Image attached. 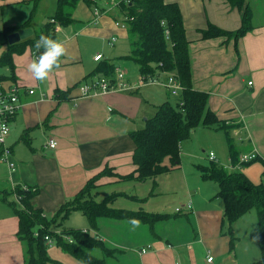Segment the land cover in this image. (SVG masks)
<instances>
[{
    "label": "crops",
    "instance_id": "1",
    "mask_svg": "<svg viewBox=\"0 0 264 264\" xmlns=\"http://www.w3.org/2000/svg\"><path fill=\"white\" fill-rule=\"evenodd\" d=\"M119 1L99 0L98 14L96 7L80 1L70 24H55L60 29L54 32L53 38L64 43L66 54L46 81L35 80L27 70V65L38 54L31 46L14 52L12 65L7 60L0 61V81L18 83L23 89L22 106L12 119L7 140L12 147L10 161L15 168L0 161V194L10 192L0 200V264H25L24 244L17 235L19 217L9 205V201L17 200V205L22 206L13 192L15 187L38 191L32 203L44 215L52 217L63 204L76 197L90 178L106 167L116 175H106L97 181L98 194L100 187H117L127 182L119 175L137 168L133 158L136 143L131 133L144 128L160 104L177 100L164 84L169 74H161L160 83L142 84L138 70L134 77L130 76V80L138 84H134L132 90L80 95V83L103 75L98 73V68L104 59L119 67L121 65L115 61L131 52L127 26L116 24L124 21L118 10ZM165 1L180 6L189 40L194 88L208 93V108L232 127L231 136L240 153L254 150L264 159V0H248L254 12V28L237 40L225 35L203 37L202 31L209 23L230 31L239 28L241 13L232 9L227 0ZM56 7L57 0L39 1L31 24L26 27L33 30L31 36L9 42L10 34L24 28L10 32L7 37L0 36V58L8 45L33 38L52 20ZM32 10L31 0H0V32L30 20ZM113 36L117 39L111 44ZM125 42H129L130 50ZM98 54H103V58L97 61ZM124 69L128 75L127 67ZM29 89L34 93H29ZM226 135L223 130L200 125L181 143V161L174 169H181L180 183L187 194L176 203L173 213L164 212L163 207L154 204L152 196L159 194L156 187L150 189L146 208L113 205L167 213L166 219L154 226L139 221V226L133 228L129 220L98 218L100 237L121 251L112 257V264H250L252 252L240 250L239 242L234 240L236 226L245 215L234 224L233 234L228 232L224 225V202L218 195L219 185L204 179L197 168L198 164H208L200 153L201 148L208 143L212 145V141L225 142ZM51 138L57 142L55 148L47 146ZM220 156L223 157L222 152ZM216 158L221 164L222 159ZM227 162V167L235 168L230 154ZM190 164L196 169L191 174L185 169ZM114 192L130 194L125 189ZM132 196L140 198V195ZM190 202L192 213L187 210ZM177 207L182 211L177 212ZM85 224L83 230L89 228L90 222ZM147 245L151 248L141 253L140 249ZM209 255L214 257L211 262L207 260Z\"/></svg>",
    "mask_w": 264,
    "mask_h": 264
},
{
    "label": "trees",
    "instance_id": "2",
    "mask_svg": "<svg viewBox=\"0 0 264 264\" xmlns=\"http://www.w3.org/2000/svg\"><path fill=\"white\" fill-rule=\"evenodd\" d=\"M31 1L33 10L30 20L19 26L4 29L0 32V36L7 37L10 32L30 26L40 0ZM80 1L97 8L99 0H57L52 20L45 23L33 38L8 45V49L1 56L0 61L7 60L12 65V54L23 51L27 46L35 49V42L41 34L55 37V24L59 23L63 26L70 24L73 20L74 10ZM227 2L232 9H238L241 13L239 28L230 31L209 23L208 28L202 31L203 37L225 35L237 40L254 28V12L248 0H227ZM118 10L126 23L131 42L130 54L122 56V59L136 63L141 78H156L163 73L174 72L183 87L176 101H165L160 104L155 115L147 120L146 126L131 133L136 143L133 158L137 168L129 174L119 176L122 179L145 181L176 168L181 161V143L189 139L194 129L200 125L223 130L227 134L232 165L238 166L242 153L231 136L232 127L220 120L208 108V93L196 90L193 86L189 40L186 36L180 6L175 2H166L165 0H120ZM166 29L170 31L169 35L166 34ZM116 66L115 63L104 59L98 68V73L110 78L115 74ZM1 152L0 148V156ZM167 160L168 162H166ZM257 160H261L264 167V159L260 157L244 164ZM197 168L204 179L213 180L219 185L218 195L224 202V225H227L228 232L233 234L234 224L241 217L253 209L257 211L258 244L261 257L251 264H264V181L255 183L244 172L229 170L215 160H211L205 165L198 164ZM106 175L116 174L111 168L106 167L90 178L76 197L63 204L52 217L44 215V212L32 203L38 191L31 188L25 189L21 186L15 187L13 192L18 195L22 206L17 205V200L9 201V205L19 217L17 235L24 244L25 264H62L49 255L46 235L54 238L55 244H58L64 251L86 264H112L111 259L116 255L118 249L105 243L97 232L99 231L97 225L99 217L129 221L135 218L154 226L155 223L169 216L167 213L113 207L111 203L119 196L127 195L123 192H114L100 201L97 200V188L99 187L97 181ZM9 193L2 191L0 200L5 199ZM76 210H80L87 216L90 225L86 230L64 227V221ZM181 211L182 208L177 212ZM188 211V213L193 212ZM55 226L61 228L60 234L54 228ZM91 229L96 232H92ZM36 233L38 234L36 235ZM63 235L70 237L72 241L67 240ZM95 248H101L105 256L94 255L91 250ZM109 259L110 261H108Z\"/></svg>",
    "mask_w": 264,
    "mask_h": 264
},
{
    "label": "rangeland",
    "instance_id": "3",
    "mask_svg": "<svg viewBox=\"0 0 264 264\" xmlns=\"http://www.w3.org/2000/svg\"><path fill=\"white\" fill-rule=\"evenodd\" d=\"M128 43L129 42H127L126 44L130 50V46ZM110 48L112 47L110 46ZM129 50L127 51L129 52ZM115 62L118 63V65H121L119 66L120 68H122L123 66L122 69H124V67L125 68L127 67V71L129 75L127 76L129 78L130 76L134 77L135 75L134 73L138 70L136 63H134L131 60H125L119 58ZM170 97L172 99L174 98L173 96ZM227 142L228 140L221 143L212 141V145L208 143L207 146L201 148L200 153L207 158L204 162L206 163L210 162L209 158L207 157V154H209L210 151H213L216 157L222 159L221 164L218 162L221 166L225 165L226 168H228L229 170L242 171L255 183L264 181V174H263L264 167L261 160H257L249 164L239 165L235 168L231 166L227 167L226 163L228 164L227 159L229 157V142L228 143ZM220 152L223 153V157L220 156ZM185 169H187L189 174L193 173L196 170L192 164L186 166ZM181 173H182L181 169L177 168L170 170L166 173L159 174L157 179L155 177L149 178L145 181H139V180L134 181L132 179H126L125 181L127 182H123V184L117 187H110V186L100 187L97 200L100 201L104 199L106 196L110 195L114 190L125 189L130 194L119 196L114 201L115 203H112V206L116 204V205H125L129 207L137 206V207L146 208V204L148 202L147 197H150L151 195L150 189L156 187L158 188L157 192L159 194L152 196L154 197L153 199L155 202L154 204L163 207L162 211L164 212L173 213L176 203H178L182 199L183 195L187 194L185 188H183V185L180 183L181 180L183 179ZM198 174H200V172ZM209 182H213L212 184H217L214 181H209ZM135 194L140 195V198L139 199L133 198L132 195ZM143 196H145V198H143ZM84 223H86L85 224L86 226L89 224V220L87 216L80 210H77V211H73L70 214V216L64 221V226L66 228L72 227L75 229H84L83 228ZM54 228L57 227L55 226ZM57 231L61 232L60 230ZM258 233H259L258 215H257V211L253 209L250 212H248L247 215H245L242 219H240L235 229V236L239 237V238L235 237V241L239 242L238 245L240 250L245 251L248 254L252 252L249 255V259H250L249 261L251 262L248 263L250 264L252 262L257 261L261 257V250L258 244ZM64 236L65 235H63V237ZM64 238H66V236ZM91 252L98 257L105 256V253L101 248L92 249ZM48 253L51 257L57 259L62 264H86L84 261L75 257L74 255L64 251L58 244H54L53 246L50 245L48 247Z\"/></svg>",
    "mask_w": 264,
    "mask_h": 264
},
{
    "label": "built area",
    "instance_id": "4",
    "mask_svg": "<svg viewBox=\"0 0 264 264\" xmlns=\"http://www.w3.org/2000/svg\"><path fill=\"white\" fill-rule=\"evenodd\" d=\"M128 1V0H126ZM99 13V10L96 8V14ZM117 25L126 27V24L124 21L117 22ZM59 26H55L54 32H57L59 30ZM170 31L169 29H166V34L169 35ZM117 37L113 36L110 39L111 44H113L116 41ZM38 54H35V57ZM103 58L102 54H98L95 56V60H101ZM160 83L161 80L159 77L156 78H141L140 83L146 84V83ZM138 85L130 80V78L127 76L126 71L122 70L121 68L117 67L115 69V74L111 76L110 78L106 76L97 77L96 79H93L88 82H82L80 83L79 90L81 96H96L99 94H106L112 91H129L135 88V85ZM166 88L169 90V93L173 96L178 97L181 94L182 91V84L179 78L176 77L174 72L169 73V77L167 79V82L164 83ZM249 84H252V81L249 82ZM22 87L18 83H11V84H4L0 81V148H1V156L0 161L5 162L10 165L12 169L15 168V164L10 161V157L12 155V149L8 145V137L10 135L11 131V123L13 117L16 115V113L19 111V109L22 106L20 94L22 91ZM29 93L33 94L34 90L29 89ZM180 104L182 105L183 102L181 101ZM5 128L7 129L5 133ZM47 146L50 148H55L57 146V142L54 139H50L47 142ZM259 157L258 152L256 151H249V152H243L240 157V162L238 164H244L247 162H250L254 159H257ZM209 158L211 160H217L216 155L213 151L209 153ZM188 210H193L192 203H188L187 205ZM177 211H180L181 208L177 207ZM38 233H36L37 235ZM46 241L49 245L55 244V239L46 235L45 236ZM67 240L72 241L70 237H66ZM151 248L150 245L144 246L140 249L141 253L147 252ZM209 257H211V260H209ZM214 257L212 255H209L207 257L208 261H212Z\"/></svg>",
    "mask_w": 264,
    "mask_h": 264
},
{
    "label": "clouds",
    "instance_id": "5",
    "mask_svg": "<svg viewBox=\"0 0 264 264\" xmlns=\"http://www.w3.org/2000/svg\"><path fill=\"white\" fill-rule=\"evenodd\" d=\"M35 49L38 55L27 65V70L35 80L43 82L49 78L54 70L59 68L60 58L66 54V48L59 39H54L51 35L41 34L35 42ZM4 131L6 133L7 129L5 128ZM129 222L133 228L140 224L139 220L135 218L130 219Z\"/></svg>",
    "mask_w": 264,
    "mask_h": 264
},
{
    "label": "water",
    "instance_id": "6",
    "mask_svg": "<svg viewBox=\"0 0 264 264\" xmlns=\"http://www.w3.org/2000/svg\"><path fill=\"white\" fill-rule=\"evenodd\" d=\"M33 34V30L31 28H24L19 31L13 32L9 35L8 39L10 43H15L22 39H25Z\"/></svg>",
    "mask_w": 264,
    "mask_h": 264
}]
</instances>
